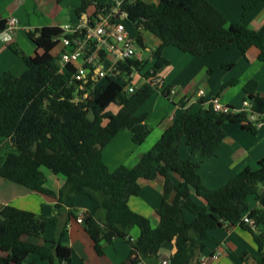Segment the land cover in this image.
<instances>
[{"label":"trees","instance_id":"16d2710c","mask_svg":"<svg viewBox=\"0 0 264 264\" xmlns=\"http://www.w3.org/2000/svg\"><path fill=\"white\" fill-rule=\"evenodd\" d=\"M117 2L121 6L116 18L122 16L127 28L136 29H132L134 38L144 51L148 49L144 32L161 41L158 48L150 49L154 72L169 64L162 54L167 47L206 57L235 43L243 56L250 48H258L259 60L264 62V29L253 31L241 20L229 23L211 0H81L75 12L82 18L88 7L94 6L95 19L108 15ZM261 2L264 0H247L243 17ZM93 18H87L88 24ZM6 24L0 18V32ZM27 35L42 53L28 56L19 45L9 42L26 71L20 76L9 71L0 75V140H8L14 149L0 162V177L56 199V211L73 210L79 195L91 199L96 206L85 215L84 230L100 256L104 255L102 242L126 241L130 256L121 264H160V251L166 244L172 246L170 264H203L200 259L207 244H219L209 232L237 226L252 235L258 247L256 264H264V159L257 169L246 167L217 189L207 188L198 172L201 161L215 156L224 142L225 124H241L256 133L258 124L264 122V96L256 81L250 80L244 86L245 100L258 116L256 121H251L250 114L244 111H214L211 104L196 111L187 109L134 167L122 165L110 171L102 151L119 132L129 131L136 145L150 135L146 115L138 112L156 89L144 84L128 93L119 81L107 80L92 91L90 98L75 101L76 96L90 90L91 84L76 88L67 81L71 73H59L52 52L58 45L56 38L62 35L61 28H36ZM135 65L143 69L147 61ZM234 65L231 61L222 67L230 69ZM154 72L152 76H156ZM231 84L234 82L223 88ZM170 89L164 91L165 97H169ZM112 104L120 107L119 112L109 110ZM183 141L191 149L187 159L180 154ZM196 155L201 160L195 161ZM43 168L65 177L58 192L46 188ZM175 176L180 178L177 183ZM159 177L164 179L163 199L157 210L160 222L154 228L128 203L132 196L140 195V180ZM251 196L259 203L253 209L248 203ZM197 198L204 200L205 205ZM186 211L194 215L192 222L186 220ZM73 217L76 218L75 212H68V218ZM47 225L48 219L42 215L11 205L2 207L0 264H72L71 250L61 242L62 232L57 233L50 246L24 240L25 236L44 239ZM134 229L139 231L136 239L131 236Z\"/></svg>","mask_w":264,"mask_h":264},{"label":"crops","instance_id":"0c3cea01","mask_svg":"<svg viewBox=\"0 0 264 264\" xmlns=\"http://www.w3.org/2000/svg\"><path fill=\"white\" fill-rule=\"evenodd\" d=\"M246 1L211 0L213 5L225 14L229 23L241 20L248 29L261 31L264 29V2L248 16L243 17ZM107 2L111 3L108 0ZM80 5L81 0H0V18L7 20L15 17L18 20V29L13 34L11 42L19 45L28 56H34L41 54L42 51L37 49L27 33L36 28H61L64 25L79 24L85 20L84 15L78 18L75 12ZM94 12L95 7L89 6L86 11L87 18H92ZM128 30L134 35L132 29ZM153 40L154 47H151L146 35L144 36L145 44L148 46L146 51L149 53L150 49H156L161 45L159 39ZM10 43L0 37V75L9 71L15 76H20L26 71V66L9 48ZM162 54L169 64L158 70L157 74L164 79L166 87L172 88L173 93L165 97V90L157 91L139 110L138 114L146 115V124L151 128L150 135L141 145L134 144L129 131L119 132L106 145L102 151V158L110 171L122 165L134 167L174 120L187 109L196 111L201 107H208L211 101L218 97L222 104L239 111L246 99L244 86L250 80L258 83V91L264 96V62L259 60L260 50L256 47L250 48L246 56H243L235 43L220 48L206 57L192 56L173 47L165 48ZM231 61L235 62L232 68L222 67ZM231 82L234 84L223 88L224 84ZM201 90L204 94L200 96L198 92ZM109 110L117 113L120 107L112 104ZM224 129L227 135L217 154L203 159L198 170L203 184L209 189L226 185L246 167L257 169L258 163L264 159V125L259 126L256 133L244 129L241 124L228 123L224 125ZM7 142L11 146L8 140ZM11 148L10 152H13L14 149L12 146ZM8 154L0 158V162ZM180 154L183 159L191 156V149L185 141L181 144ZM193 159L201 160L197 155ZM42 170L46 176V188L58 192L65 184V177L55 175L46 168ZM174 181L177 183L180 178L175 176ZM140 186V195L132 196L128 204L132 211L148 218L155 228L160 222L157 210L163 199L164 179L162 177L155 180L142 179ZM197 201L205 205L204 200L197 198ZM56 202L57 200L52 197L32 192L24 186L0 177V210L6 205H11L48 219L44 239L25 236L24 240L50 246L57 233L62 232L61 242L70 248L72 264H121L128 261L131 248L126 241L115 239L111 244L102 242L100 245L104 255L100 256L83 225L76 221L79 214L93 211L96 204L91 199L79 195L75 200L74 209L67 211H56ZM248 203L251 209L259 206L253 196L248 199ZM71 211L75 212L76 218H68V212ZM185 218L192 222L195 217L186 211ZM138 235L137 229L131 233L133 239ZM209 236L218 240L219 244L213 241L207 244L200 259L203 264H256L258 247L249 232L237 226L230 230L224 228L211 230ZM171 251L172 246L166 244L160 251V261L164 259L169 261Z\"/></svg>","mask_w":264,"mask_h":264},{"label":"built area","instance_id":"2783aa9c","mask_svg":"<svg viewBox=\"0 0 264 264\" xmlns=\"http://www.w3.org/2000/svg\"><path fill=\"white\" fill-rule=\"evenodd\" d=\"M120 6L121 2H117V6L108 15L98 16L91 24L81 21L77 25L61 27L62 35L56 38L58 45L52 52L59 65V73H71L67 81L76 88L84 89L87 84H91L90 90L76 96L75 101L90 98L92 91L107 80L119 81L124 91L128 93H133L144 84H150L160 92L162 89H167L164 79L153 71V65L147 67L150 58L147 60L144 56V50L137 44L134 35L122 21V16L116 18L115 13L119 12ZM6 22V27L0 32V37L5 42H11L13 34L18 29V20L15 17H10ZM151 59H153L152 56ZM144 61H147V65L143 69L135 65V62L143 63ZM152 72L156 76H152ZM147 73L148 75H146ZM170 93H173L172 88ZM203 94L202 90L198 92L200 96ZM211 105L217 112L234 111L222 104L218 97L211 101ZM251 108V103L245 100L239 111L247 112L250 114L249 119L256 121L258 116L252 113ZM262 125L264 122L258 124V126ZM85 215V213L79 214L76 221L82 224ZM250 223L253 224V221ZM160 263L170 264L165 259ZM138 264L146 263L141 261Z\"/></svg>","mask_w":264,"mask_h":264},{"label":"rangeland","instance_id":"374dc122","mask_svg":"<svg viewBox=\"0 0 264 264\" xmlns=\"http://www.w3.org/2000/svg\"><path fill=\"white\" fill-rule=\"evenodd\" d=\"M102 2L106 3L107 0H101ZM110 1L111 3L113 2V0H108ZM148 1V0H147ZM109 3V2H107ZM131 28L133 30H135L136 32V29L131 26ZM144 36L146 35V39L148 40V44L151 46V47H154V36L151 35L149 32H144L143 34ZM175 48V47H173ZM177 49V48H176ZM143 54L146 58H150L149 60V64L148 65H152L153 64V59H151V55L149 52L147 51H143ZM20 58V57H19ZM22 60V59H21ZM12 150L11 146L9 145V143L7 142V140H0V158H2L4 155L8 154L10 151Z\"/></svg>","mask_w":264,"mask_h":264},{"label":"water","instance_id":"95a60500","mask_svg":"<svg viewBox=\"0 0 264 264\" xmlns=\"http://www.w3.org/2000/svg\"><path fill=\"white\" fill-rule=\"evenodd\" d=\"M84 16H85V17H84V18H85V20L87 21V15H86V14H84Z\"/></svg>","mask_w":264,"mask_h":264},{"label":"clouds","instance_id":"9594fccd","mask_svg":"<svg viewBox=\"0 0 264 264\" xmlns=\"http://www.w3.org/2000/svg\"><path fill=\"white\" fill-rule=\"evenodd\" d=\"M93 18V17H92ZM93 21H94V18L92 19ZM83 21H85L86 23H88V21H86V20H83Z\"/></svg>","mask_w":264,"mask_h":264}]
</instances>
